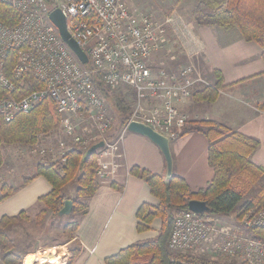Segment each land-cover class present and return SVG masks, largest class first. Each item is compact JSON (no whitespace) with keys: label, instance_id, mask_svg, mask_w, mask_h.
<instances>
[{"label":"built area","instance_id":"obj_1","mask_svg":"<svg viewBox=\"0 0 264 264\" xmlns=\"http://www.w3.org/2000/svg\"><path fill=\"white\" fill-rule=\"evenodd\" d=\"M0 1L21 13L17 24L0 21V88L7 91L0 97V116L10 122L51 98L57 105L60 124L40 134L27 149L40 156L41 164L55 165L60 173L64 172L68 152L78 148L86 154L91 145L103 141L97 150L100 158L96 171L98 178H110L120 167L110 157L126 136L130 122L145 123L174 139L189 119L179 105L200 86H210L192 65L169 70L152 64V56L163 46L175 13L157 20L151 12L135 7V0ZM57 8L66 17L70 35L87 54L88 62L80 60L52 23L50 13ZM12 50L16 51L17 63L9 74L6 63ZM28 72L43 87L15 96L18 82ZM104 89L112 95L123 90L129 96L131 111L119 131L113 129L110 100ZM241 215L248 230L264 228V207L244 209ZM216 233L224 235L219 253L243 255L249 264H264V240L245 235L241 228H221L208 213L198 214L189 208L176 213L169 248L197 257ZM58 253L57 249L37 251L21 261L67 264L68 257Z\"/></svg>","mask_w":264,"mask_h":264},{"label":"crops","instance_id":"obj_2","mask_svg":"<svg viewBox=\"0 0 264 264\" xmlns=\"http://www.w3.org/2000/svg\"><path fill=\"white\" fill-rule=\"evenodd\" d=\"M174 13L173 24L167 30L163 46L153 54L152 64L163 65L169 70L176 69L168 66L192 65L212 86L218 81L219 71L223 83L213 103L198 102L194 98L189 101L192 96L179 106L184 111L187 103L184 112L193 118H214L235 131L258 138L260 146L252 152L250 159L264 168V110L258 107L264 100L262 47L256 41L244 39L237 26L224 28L198 24L192 18V9L183 14ZM201 88L203 86L198 89ZM170 146L174 173L184 178L192 191L206 188L215 174L208 161L207 137L192 131L172 139ZM110 159L120 167L108 179L96 176L100 184L96 193L80 198L88 204V210L75 222L78 228L74 238H68L65 243L68 247L72 243L77 245L71 250L72 264H107L108 256L136 242L154 238L161 229V218H155L149 229L138 230L139 206L145 202L155 206L159 200L151 194L146 179L131 171L134 166H140L165 176L166 160L160 148L148 137L130 132ZM40 163L39 156L33 154L15 158L1 168L2 175L8 177V184L18 188L0 201V219L22 211L29 215L30 211L43 205L40 198L52 190L49 180L38 175L25 183L26 178L37 174ZM66 186L63 189L65 195ZM0 264H6L1 250Z\"/></svg>","mask_w":264,"mask_h":264},{"label":"trees","instance_id":"obj_3","mask_svg":"<svg viewBox=\"0 0 264 264\" xmlns=\"http://www.w3.org/2000/svg\"><path fill=\"white\" fill-rule=\"evenodd\" d=\"M21 13L13 7L0 1V21L7 25H14L20 21ZM193 20L201 25H216L224 28L237 26L241 35L248 41H256L263 49L264 56V0H221L219 2L201 1L192 10ZM17 54L12 50L8 54L6 69L10 74L17 62ZM218 81L215 85L196 90L193 94L195 101H215L219 96L223 79L218 71ZM17 93L21 96L37 88L43 87L32 72L26 73L24 79L18 82ZM105 90V89H104ZM112 109L117 117L116 131H119L127 122L131 111L129 101L109 94ZM7 94L0 88V97ZM125 95V93L123 94ZM126 96V95H125ZM258 107L264 110V100ZM60 115L57 105L51 98L44 99L29 113H21L14 120L6 122L0 116V166L4 156L1 145L23 143L33 144L40 134L52 131L60 124ZM198 131L204 134L208 141V161L214 168V179L206 187L192 191L184 178L173 174L172 180L166 182L165 176L153 173L147 169L134 166L132 173L146 179L151 194L158 200L157 205L148 202L139 206L137 211L138 230L145 231L155 218H161L162 225L154 238L131 244L118 253L106 258L107 264H203L204 261H195L193 257L178 256L169 248L170 235L173 229L174 217L179 210L187 209L190 200L207 202L211 207L208 215L219 216L240 214L244 209L264 207V186L248 202L242 203L245 194L252 190L261 177H264V168L252 162L250 155L260 146V141L235 131L213 119H188L181 135ZM67 161L63 166V173L58 172L55 165L39 164L37 174L25 179L29 182L38 175H44L52 184V190L40 198L44 208L40 210L39 218L43 221L48 210L59 215L66 199H72L73 213L84 214L88 204L81 201V197H91L99 188L97 180L98 152L85 158L82 150L74 149L67 153ZM72 182L77 183L76 197H66L64 187ZM18 187L4 183L1 187L0 201L10 196ZM28 213L22 211L16 215H5L0 219V247L2 259L6 264H22V257L15 252V243L10 237V226L17 225L22 219H28ZM78 224L71 223L65 226L69 240L73 239ZM255 238L264 240V228L253 230ZM76 254V251H74ZM69 260L68 264H72ZM241 264H248L241 262Z\"/></svg>","mask_w":264,"mask_h":264},{"label":"rangeland","instance_id":"obj_4","mask_svg":"<svg viewBox=\"0 0 264 264\" xmlns=\"http://www.w3.org/2000/svg\"><path fill=\"white\" fill-rule=\"evenodd\" d=\"M201 1L205 2H219L221 0H135V4L137 8L151 12L154 16V19L157 20H163V18H167L168 15H172L174 12H180V13H187L191 9L193 10L196 7V4L200 3ZM182 11V12H181ZM188 64H182L179 66H168L170 69H179V67L186 66ZM210 83V82H209ZM211 86V85H210ZM124 91L119 90L113 92L114 97H121L125 99L126 101L129 100V96L123 95ZM190 99L189 101H192ZM110 102V101H109ZM202 102V101H198ZM206 102V101H203ZM188 104L186 103L183 107L184 111H187ZM110 112L113 115V129L117 126V117L115 115V111L112 109V104L110 102ZM189 119H198L193 118L192 116H188ZM53 130V129H52ZM130 133L129 130L126 134ZM30 145V144H28ZM26 144L23 143H13V144H2L1 145V151L4 156L3 164L0 166V188L5 183H8V177H5L2 175L1 168L6 166L15 158L20 157H26L27 155H33L30 150L27 149ZM26 147L25 150L22 148ZM37 155V154H36ZM39 156V155H37ZM40 158V156H39ZM3 169V168H2ZM27 175V174H25ZM264 186V177H261V179L254 184L252 187V190H249L245 197L242 199V203L248 202L250 199H252L260 189ZM76 187H78L77 183L72 182L66 186L65 192L67 197L71 198H78L76 197ZM1 194V191H0ZM84 198V197H83ZM82 201V200H81ZM83 203L85 201H82ZM44 207L43 205L41 207L35 208L32 211H30L28 219H22L17 225L10 226L8 233L10 237L13 239L15 243V252L20 254V256L23 258L28 253H33L40 251L41 253L45 251H53L56 250L59 251L58 254H63L64 256L68 257L66 260L69 263V260H71V254L74 248H77L76 243H72L68 247L65 243L68 240V235L65 233L64 229L66 225H69L71 223H75L78 221V218L80 216L79 213H67L66 215H56L52 210H48L46 215H44L43 221L39 218L40 210H42ZM240 214H234V215H219V216H212L216 223L222 227H231V228H241L243 233L248 236L255 237L253 230H248L243 226L242 223V217ZM224 235L222 233H216L214 236H212L209 243L206 244L201 249V252L197 254V257L194 256L192 253L187 254H177L178 256L182 257H193L196 258L195 261L200 263L199 261H204L203 264H241V262L248 263L246 260L247 258L243 255H239L237 257H229L228 255L219 253L220 245L222 243ZM215 247V249H214ZM64 256H62L64 258ZM249 264V263H248Z\"/></svg>","mask_w":264,"mask_h":264},{"label":"water","instance_id":"obj_5","mask_svg":"<svg viewBox=\"0 0 264 264\" xmlns=\"http://www.w3.org/2000/svg\"><path fill=\"white\" fill-rule=\"evenodd\" d=\"M50 18L60 32L63 40L71 47V49L76 53V55L80 58L83 63L88 62L87 54L79 47L78 43L71 37L70 32L67 28V19L64 14L58 8L53 10L50 13ZM129 132H134L141 134L143 136L148 137L152 142H154L162 151L164 158L166 160V182H170L172 180L174 174V159L171 152L170 142L172 139L164 134H161L158 131H155L151 126L138 122L132 121L128 125ZM104 145L103 141L95 143L91 145V147L87 150L85 154V158L94 154L99 148ZM207 202L201 200H190L188 208L198 214H205L211 212V207L206 204ZM74 206V201L72 199H66L64 201V206L60 209L59 215H66L67 213H71Z\"/></svg>","mask_w":264,"mask_h":264},{"label":"bare ground","instance_id":"obj_6","mask_svg":"<svg viewBox=\"0 0 264 264\" xmlns=\"http://www.w3.org/2000/svg\"><path fill=\"white\" fill-rule=\"evenodd\" d=\"M45 257H47V255H46ZM45 257H43V258H45ZM43 258H42V259H43ZM45 260H46V259H45Z\"/></svg>","mask_w":264,"mask_h":264}]
</instances>
